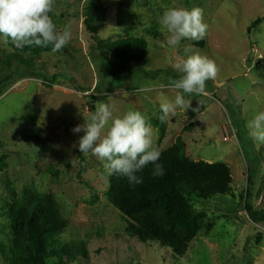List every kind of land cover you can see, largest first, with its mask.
Returning a JSON list of instances; mask_svg holds the SVG:
<instances>
[{"label": "rangeland", "instance_id": "1", "mask_svg": "<svg viewBox=\"0 0 264 264\" xmlns=\"http://www.w3.org/2000/svg\"><path fill=\"white\" fill-rule=\"evenodd\" d=\"M95 3L98 42L146 38L149 54L135 72L104 74L103 55L86 26L91 0H56L54 22L60 28L69 25L72 32L60 54L18 52L0 38V161L6 157L0 162V264L9 263L6 256L14 240L8 205L19 202L25 191L52 195L69 222L59 240L85 250L86 256L72 254L64 264H264V223L250 219L243 200L248 195L255 210H264V145L248 136L247 127L254 114L264 110V0ZM172 6L203 9L209 25L204 40L186 39L176 49L167 46L158 17ZM197 52L215 61L217 77L206 82L207 95L185 94L190 107L177 109L161 122L160 103L164 97L174 99L175 93L160 85H166L169 76L178 78L171 67L178 58ZM148 85L155 90L138 91ZM101 101L113 106L114 115L129 108L141 111L160 152L181 138L190 160L230 167V196L190 198L206 224L187 256L176 257L155 242L128 235V221L108 200L112 175L95 157L79 151L84 133L72 129L85 123ZM30 130L38 143L24 140ZM82 159L85 171L80 174Z\"/></svg>", "mask_w": 264, "mask_h": 264}, {"label": "trees", "instance_id": "2", "mask_svg": "<svg viewBox=\"0 0 264 264\" xmlns=\"http://www.w3.org/2000/svg\"><path fill=\"white\" fill-rule=\"evenodd\" d=\"M95 1L91 0L92 13L86 19V26L90 39L96 42V49L103 55L104 74L119 77L135 72V66L143 63L149 54L146 38L134 36L113 42H98L95 27L98 8ZM262 20H255L248 28V33ZM8 43L18 52L37 56L54 53L51 45L17 48L11 41ZM64 51L65 48L55 53ZM36 136L30 130L24 135V140L38 143ZM5 158L0 162L3 163ZM158 163L162 164L165 174L154 177L153 165L150 163L136 173L143 180L139 185H130L127 177L112 174L108 200L128 221V235L143 243L155 242L162 248L170 249L174 256L183 258L187 256L191 242L206 224L205 218L191 206L190 198L208 201L216 196H230L233 182L231 169L225 163L190 160L185 154L181 138L177 139L174 146L161 152ZM84 171L82 159L80 174ZM24 193L19 202L8 205L10 229L14 238L6 256L8 264H46V260L53 258L58 260V264H64L65 258L72 254L86 256L82 247L59 240L67 231L69 222L63 217L54 197L29 191ZM243 200L250 219L255 224L264 223V210H255L248 195Z\"/></svg>", "mask_w": 264, "mask_h": 264}, {"label": "clouds", "instance_id": "3", "mask_svg": "<svg viewBox=\"0 0 264 264\" xmlns=\"http://www.w3.org/2000/svg\"><path fill=\"white\" fill-rule=\"evenodd\" d=\"M56 0H0V38L17 48L25 46L48 47L52 52L61 51L72 39L69 25L58 27L53 20ZM160 31L165 35L168 47L176 49L183 40L202 41L209 25L204 20L200 7H165L158 17ZM178 78L169 76L167 88L174 91V99L164 97L160 103L159 119L165 122L177 109H188L191 101L187 95H207L206 82L214 80L219 68L215 61L198 52L178 58L171 65ZM155 90L153 86H142L139 92ZM199 112V109H193ZM199 119V117H197ZM248 136L264 145V110L258 111L247 125ZM72 131L83 135L78 148L84 155H91L103 164L108 175L120 174L127 177L130 185L143 183L136 175L150 163L152 175L162 177L165 170L158 163L161 152L153 142V129L147 117L139 110L129 108L122 115H114L109 103L97 102L85 123L75 126Z\"/></svg>", "mask_w": 264, "mask_h": 264}]
</instances>
